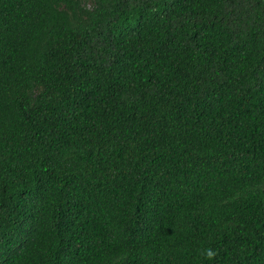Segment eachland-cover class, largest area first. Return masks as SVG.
Listing matches in <instances>:
<instances>
[{"label": "trees", "instance_id": "trees-1", "mask_svg": "<svg viewBox=\"0 0 264 264\" xmlns=\"http://www.w3.org/2000/svg\"><path fill=\"white\" fill-rule=\"evenodd\" d=\"M0 264H264V0H0Z\"/></svg>", "mask_w": 264, "mask_h": 264}]
</instances>
